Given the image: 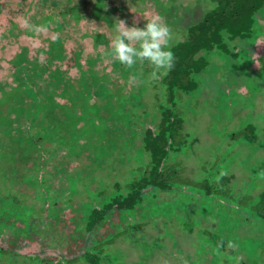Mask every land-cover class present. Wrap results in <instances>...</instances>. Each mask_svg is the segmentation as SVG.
Masks as SVG:
<instances>
[{
	"label": "rangeland",
	"instance_id": "obj_1",
	"mask_svg": "<svg viewBox=\"0 0 264 264\" xmlns=\"http://www.w3.org/2000/svg\"><path fill=\"white\" fill-rule=\"evenodd\" d=\"M213 5L0 0V264H57L100 244L104 264H264V222L251 211L264 191V9L250 39L226 40L236 58L200 53L208 66L194 77L197 89L176 97L188 142L164 165L181 161L189 181L230 177L227 197L174 185L159 198L147 188L134 209L114 208L93 230L78 229L118 193L115 184L141 176V136L171 107L163 75L152 79L147 62L126 68L106 56L115 19L143 27L162 17L171 48ZM20 17L49 30L31 32Z\"/></svg>",
	"mask_w": 264,
	"mask_h": 264
},
{
	"label": "trees",
	"instance_id": "obj_2",
	"mask_svg": "<svg viewBox=\"0 0 264 264\" xmlns=\"http://www.w3.org/2000/svg\"><path fill=\"white\" fill-rule=\"evenodd\" d=\"M212 2L213 7L204 13L199 21L186 27L184 39L171 47L175 55V67L162 78L166 100L171 107L161 112L155 131L147 129L141 136V148L148 158L147 165L138 169L142 172L141 176L122 187L120 184H115L118 193L101 208L92 209L78 229L85 232L93 230L104 219L107 212L114 208L119 211L134 209L142 203L141 192L147 188L154 190L159 198L169 194L174 185H186L203 191L208 196L223 193V197H227L225 195L230 177L221 175L214 181L207 179L189 181L183 176L181 161L169 166L164 165L171 152H180L188 142V135L182 134L184 121L177 108L176 97L180 93H191L197 89L198 83L194 77L208 66V61L199 54L218 50L236 58V55L230 52L226 40L250 39L255 16L264 9V0H212ZM252 132L253 127L248 125L245 133L252 134ZM248 204L249 202L241 208H245ZM251 211L258 220L264 222V191L253 204ZM144 225H146L145 222L138 225V228ZM208 236L215 250H226L227 244L218 234L211 233ZM112 243V240L105 242L106 245ZM102 248L101 244L93 246L91 251L84 252L80 258L59 260L57 264H74L79 261L84 264H104L107 262V257H103L105 250ZM39 262L44 263L45 260ZM33 264L37 263L33 262Z\"/></svg>",
	"mask_w": 264,
	"mask_h": 264
},
{
	"label": "clouds",
	"instance_id": "obj_3",
	"mask_svg": "<svg viewBox=\"0 0 264 264\" xmlns=\"http://www.w3.org/2000/svg\"><path fill=\"white\" fill-rule=\"evenodd\" d=\"M21 27L36 34L48 32V26L33 25L28 18H18ZM134 19L132 26L127 21L116 18L114 22V35L108 44L106 56L118 61L126 68H132L135 64L147 62L153 71L152 79H158L159 75L166 76L175 67V55L170 48L172 30L160 16L153 15L147 19L143 27L137 26ZM56 36H53L55 39ZM137 82V77L132 76L129 83ZM229 247H234L229 243Z\"/></svg>",
	"mask_w": 264,
	"mask_h": 264
}]
</instances>
